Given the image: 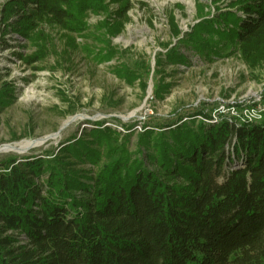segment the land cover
Segmentation results:
<instances>
[{"label":"trees","instance_id":"obj_1","mask_svg":"<svg viewBox=\"0 0 264 264\" xmlns=\"http://www.w3.org/2000/svg\"><path fill=\"white\" fill-rule=\"evenodd\" d=\"M74 1L9 0L0 45L9 31L33 39L42 23L78 31ZM233 6L182 42L206 60L238 46L255 66L264 0ZM169 56L189 62L176 47ZM14 93L3 82L0 108ZM205 118L199 110L147 126L136 149L130 133L99 121L44 153L1 158L0 264H264V114L240 124Z\"/></svg>","mask_w":264,"mask_h":264},{"label":"rangeland","instance_id":"obj_2","mask_svg":"<svg viewBox=\"0 0 264 264\" xmlns=\"http://www.w3.org/2000/svg\"><path fill=\"white\" fill-rule=\"evenodd\" d=\"M8 1L0 0V10ZM233 1L75 0L78 31L49 23L33 39L9 31L0 45V88L10 82L15 97L0 108V146L36 143L0 159L44 153L99 121L130 133L131 149L145 127L190 121L199 110L209 123L244 122L243 109L264 89V60L251 66L233 45L206 60L182 42L207 18L238 11ZM175 47L189 62L169 60Z\"/></svg>","mask_w":264,"mask_h":264},{"label":"built area","instance_id":"obj_3","mask_svg":"<svg viewBox=\"0 0 264 264\" xmlns=\"http://www.w3.org/2000/svg\"><path fill=\"white\" fill-rule=\"evenodd\" d=\"M255 103V104H254ZM264 114V89L260 91L256 101L254 100L253 105L247 106L243 109L244 121H259L262 119Z\"/></svg>","mask_w":264,"mask_h":264},{"label":"bare ground","instance_id":"obj_4","mask_svg":"<svg viewBox=\"0 0 264 264\" xmlns=\"http://www.w3.org/2000/svg\"><path fill=\"white\" fill-rule=\"evenodd\" d=\"M67 124H64L65 127ZM39 142V141H37ZM36 142H21L16 144H8L4 146H0V152H16V153H24L29 150Z\"/></svg>","mask_w":264,"mask_h":264}]
</instances>
